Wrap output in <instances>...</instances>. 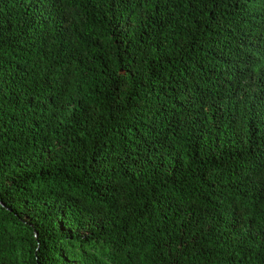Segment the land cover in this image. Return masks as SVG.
I'll return each mask as SVG.
<instances>
[{
	"label": "trees",
	"instance_id": "1",
	"mask_svg": "<svg viewBox=\"0 0 264 264\" xmlns=\"http://www.w3.org/2000/svg\"><path fill=\"white\" fill-rule=\"evenodd\" d=\"M0 264H264V0H0Z\"/></svg>",
	"mask_w": 264,
	"mask_h": 264
}]
</instances>
